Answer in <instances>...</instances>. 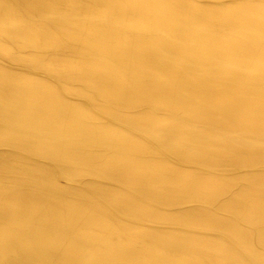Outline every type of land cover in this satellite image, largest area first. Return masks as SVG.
Instances as JSON below:
<instances>
[{"label":"bare ground","instance_id":"6f19581e","mask_svg":"<svg viewBox=\"0 0 264 264\" xmlns=\"http://www.w3.org/2000/svg\"><path fill=\"white\" fill-rule=\"evenodd\" d=\"M0 147V264H264V0H0Z\"/></svg>","mask_w":264,"mask_h":264},{"label":"rangeland","instance_id":"374dc122","mask_svg":"<svg viewBox=\"0 0 264 264\" xmlns=\"http://www.w3.org/2000/svg\"><path fill=\"white\" fill-rule=\"evenodd\" d=\"M1 148H4V147H0V152H6L5 148L4 149H1ZM73 179V178H72ZM75 179V178H74ZM78 179V177H77Z\"/></svg>","mask_w":264,"mask_h":264}]
</instances>
